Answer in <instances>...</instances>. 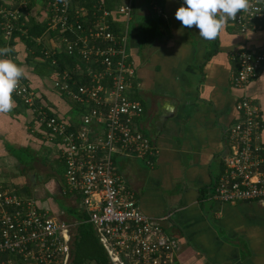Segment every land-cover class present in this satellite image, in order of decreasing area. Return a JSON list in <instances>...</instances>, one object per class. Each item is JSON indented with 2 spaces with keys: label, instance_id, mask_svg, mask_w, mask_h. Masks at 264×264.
Wrapping results in <instances>:
<instances>
[{
  "label": "crops",
  "instance_id": "1",
  "mask_svg": "<svg viewBox=\"0 0 264 264\" xmlns=\"http://www.w3.org/2000/svg\"><path fill=\"white\" fill-rule=\"evenodd\" d=\"M49 2L0 0V5L12 7L26 3L24 20L44 28L36 38L37 47L32 48L19 36L6 37L0 22V48L12 49L7 58L24 68L20 82L37 93V102L79 129L82 109L54 87V68L44 73L40 65L47 61L43 49L54 47V37L59 36L49 30ZM70 2L72 8L91 9L82 18L85 26H92L102 16L115 34L127 36L129 59L136 68L130 97L144 106V113L135 118V128L151 138L156 151L149 163L122 148L114 154V163L125 186L135 191L141 210L160 220L164 232L179 240L178 262L264 264V200L224 203L213 196L224 172L230 145L227 135L239 118L236 103L242 95L260 108L258 141L264 147V64L244 88L232 84L239 69L236 53L264 52V28L244 32L229 20L218 37L208 41L195 26L183 27L175 18L184 0ZM98 2H102V10L95 13L93 6ZM124 4L131 5L130 18L119 12ZM71 17L75 22L73 14ZM73 66L66 64L63 69ZM13 99V110L0 113V159L8 158L17 166L23 178L21 192L3 179L13 191L33 196L42 210L70 225L73 258L82 215L87 214L90 222L83 197L66 186L60 141L47 134L36 113L15 93ZM22 152L30 158L23 159ZM57 164L63 165V171Z\"/></svg>",
  "mask_w": 264,
  "mask_h": 264
},
{
  "label": "built area",
  "instance_id": "2",
  "mask_svg": "<svg viewBox=\"0 0 264 264\" xmlns=\"http://www.w3.org/2000/svg\"><path fill=\"white\" fill-rule=\"evenodd\" d=\"M49 7V30L59 36L54 37V47L43 49L42 57L54 67V87L82 109L80 128L74 129L38 103L37 93L27 84L20 82L14 93L32 108L47 134L60 141L66 186L82 195L111 264H180L176 258L179 240L164 232L160 220L141 210L135 191L125 186L114 163V154L122 148L149 163L156 151L151 138L135 128V118L144 113V106L130 97L136 68L129 59L127 36L115 34L102 16L85 26L82 18L91 9L72 8L70 0H50ZM93 9L95 13L102 10V2ZM27 12L26 3L0 5L6 37L11 38L17 29L26 32L19 23ZM119 12L130 18L131 5H122ZM234 21L244 32L264 28V0H250L248 11L238 13ZM60 54L75 57L74 66L61 70ZM236 58L239 69L232 84L244 88L258 76L264 52L242 50ZM236 109L239 118L228 131L225 168L213 196L224 203L264 200L260 108L242 95ZM70 237L69 224L42 210L33 196L13 191L0 169V264H70Z\"/></svg>",
  "mask_w": 264,
  "mask_h": 264
},
{
  "label": "clouds",
  "instance_id": "3",
  "mask_svg": "<svg viewBox=\"0 0 264 264\" xmlns=\"http://www.w3.org/2000/svg\"><path fill=\"white\" fill-rule=\"evenodd\" d=\"M250 0H184L176 10L175 18L183 27L199 30L202 39L215 40L229 20L248 11ZM12 49L0 48V113H9L15 107L13 93L24 77V68L7 58Z\"/></svg>",
  "mask_w": 264,
  "mask_h": 264
},
{
  "label": "trees",
  "instance_id": "4",
  "mask_svg": "<svg viewBox=\"0 0 264 264\" xmlns=\"http://www.w3.org/2000/svg\"><path fill=\"white\" fill-rule=\"evenodd\" d=\"M1 20L0 15V22ZM24 21V19L20 21L19 27L22 30H26V32L17 29L14 32L12 39L19 36V38L22 39L28 46L35 48L37 47L36 38L42 36L44 28H42L39 24H27V22ZM1 43L3 44L4 42L1 41ZM35 54L36 53L32 54L30 58L34 57ZM57 60L59 62L60 69H63L66 64H70L72 66L76 62L73 56L66 54L58 55ZM40 65L45 69L44 73H49L53 67L51 66L50 60L45 61V63H40ZM82 219L84 221L81 225H79L77 235L73 243V258L70 264H111L107 250L97 237L93 225L87 221L88 215L83 214Z\"/></svg>",
  "mask_w": 264,
  "mask_h": 264
},
{
  "label": "rangeland",
  "instance_id": "5",
  "mask_svg": "<svg viewBox=\"0 0 264 264\" xmlns=\"http://www.w3.org/2000/svg\"><path fill=\"white\" fill-rule=\"evenodd\" d=\"M21 156L23 159H29L30 158V155L27 152H22ZM57 167L60 171H63V165L62 164H60V165L57 164ZM0 169L3 170L2 176L6 177L5 180L8 183H11V188H13V186H15V187H17V191L21 192L19 185L22 184L23 178H22V175L20 174V171L18 170L17 166L15 165V163L8 158L7 159H4V158L0 159ZM12 183H13V186H12ZM89 264H91V263H89Z\"/></svg>",
  "mask_w": 264,
  "mask_h": 264
}]
</instances>
